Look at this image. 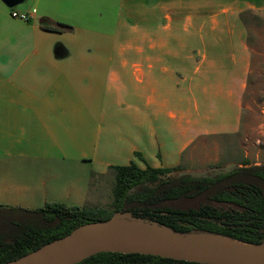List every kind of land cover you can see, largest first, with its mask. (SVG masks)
Listing matches in <instances>:
<instances>
[{
  "label": "crops",
  "instance_id": "0c3cea01",
  "mask_svg": "<svg viewBox=\"0 0 264 264\" xmlns=\"http://www.w3.org/2000/svg\"><path fill=\"white\" fill-rule=\"evenodd\" d=\"M224 1L242 6L218 14L217 4ZM142 2L146 5L138 0H24L13 8L29 15L26 22L14 18L0 0V180L15 178V171L19 178L52 176L18 186L24 197L18 193L8 204L82 207L85 190L62 187L63 174L105 177L111 166L131 162L142 169L147 164L172 168L192 153L203 133L200 116L190 111L198 109L194 76L200 67L188 73L171 68L170 52L154 44H169L171 33L192 25L189 39L195 43H205L206 37L218 42L222 36L205 37L202 30L214 31L229 15L238 21L245 9H264V0ZM141 9L144 15L138 14ZM57 23L73 29H45ZM139 28L146 33L144 45ZM241 42V56L249 64L248 47ZM6 187L15 188L11 182Z\"/></svg>",
  "mask_w": 264,
  "mask_h": 264
},
{
  "label": "trees",
  "instance_id": "16d2710c",
  "mask_svg": "<svg viewBox=\"0 0 264 264\" xmlns=\"http://www.w3.org/2000/svg\"><path fill=\"white\" fill-rule=\"evenodd\" d=\"M245 28L260 21L254 9L238 14ZM57 32L72 26H45ZM249 35V33H248ZM249 37V36H248ZM250 47V45H249ZM136 156L140 154L136 153ZM180 166L154 168L114 165L110 208L48 202L30 209L0 206V264L16 260L84 224L120 219L143 221L180 234L213 233L248 244L264 241V164L241 166L214 175H171ZM75 264H201L144 254L102 252Z\"/></svg>",
  "mask_w": 264,
  "mask_h": 264
},
{
  "label": "rangeland",
  "instance_id": "374dc122",
  "mask_svg": "<svg viewBox=\"0 0 264 264\" xmlns=\"http://www.w3.org/2000/svg\"><path fill=\"white\" fill-rule=\"evenodd\" d=\"M142 1L144 0H138V3L145 4ZM239 4L240 2H219L216 11L220 14L223 10H235L234 6H242ZM138 11L139 15H144V10ZM254 11L259 14L261 20L250 21L247 28L239 20L233 21L235 16L229 15L230 17L219 22L214 31L202 30L205 37L222 36L218 42L206 37L205 43H195L193 39H189L195 33L192 25L183 26L184 29L171 33L169 44L167 42L154 44L158 46L160 43L164 50L170 52L171 68H180L188 73L192 72L196 65L200 67L199 73L194 76L198 82L194 92L197 99L199 98L198 109L190 107V111L195 118L200 116L203 133L193 144L192 153L186 154L180 168L171 175L182 173L198 177L214 175L241 166L244 160L250 165L264 164V9L256 8ZM211 13L203 12V16ZM139 29L141 44L144 45L145 28L143 31ZM151 29L154 30V35H161L159 29L157 31L155 27ZM184 32H188L187 35ZM227 36H234L233 42L227 41ZM241 40H244L248 47L249 64L245 56L244 59L241 56L243 48ZM247 70L249 73L244 76ZM187 107L189 109L188 104ZM13 175L15 178L11 177L10 181L7 176L6 179L0 180V206H13L8 203H11L18 193L21 199L24 197V189L21 190L17 188L18 186L29 182L40 183L42 179L52 177L51 173L45 175L31 173L19 178L18 171L13 172ZM89 175V172H86V176H83L82 172L78 174L77 171L73 174L65 173L58 182L64 188L72 187L74 192L84 189L85 195L88 196L86 207L110 208L115 182L114 172L109 171L105 177ZM10 182L14 184V190L5 191L6 184ZM69 199L71 203L77 201L74 198ZM46 203L40 204L38 208Z\"/></svg>",
  "mask_w": 264,
  "mask_h": 264
},
{
  "label": "water",
  "instance_id": "95a60500",
  "mask_svg": "<svg viewBox=\"0 0 264 264\" xmlns=\"http://www.w3.org/2000/svg\"><path fill=\"white\" fill-rule=\"evenodd\" d=\"M23 1L24 0H3V2L10 8L16 7ZM117 220L125 219H120L119 215H116L108 221L81 225L73 230L69 235L47 243L36 251L24 255L16 260L7 262L6 264H43L65 254L71 248L84 250L89 252L91 255L102 252L144 254L201 264H257L258 261L264 258V241L259 244H248L242 242L253 246V248L245 254L234 258L226 256L222 253L202 250L199 248L174 245L168 242L126 237L114 232L104 231L101 228L95 231L84 232V230L89 226L106 227L113 224ZM174 233L180 234L177 232Z\"/></svg>",
  "mask_w": 264,
  "mask_h": 264
},
{
  "label": "bare ground",
  "instance_id": "6f19581e",
  "mask_svg": "<svg viewBox=\"0 0 264 264\" xmlns=\"http://www.w3.org/2000/svg\"><path fill=\"white\" fill-rule=\"evenodd\" d=\"M99 228L126 237L168 242L174 245L199 248L202 250L222 253L234 258L245 254L253 248L251 245L217 234L196 233L180 235L161 226L139 221L117 220L106 227L89 226L84 232L99 230ZM89 256H91L89 252L71 248L65 254L43 264H75ZM257 264H264V258L258 261Z\"/></svg>",
  "mask_w": 264,
  "mask_h": 264
},
{
  "label": "built area",
  "instance_id": "2783aa9c",
  "mask_svg": "<svg viewBox=\"0 0 264 264\" xmlns=\"http://www.w3.org/2000/svg\"><path fill=\"white\" fill-rule=\"evenodd\" d=\"M11 15L14 18H17V19H20V20H23V21H26V22L31 20L28 14L23 13V12H18L14 8H11Z\"/></svg>",
  "mask_w": 264,
  "mask_h": 264
}]
</instances>
